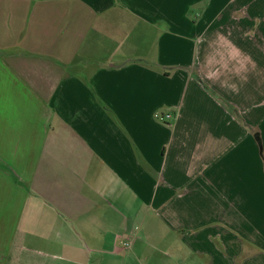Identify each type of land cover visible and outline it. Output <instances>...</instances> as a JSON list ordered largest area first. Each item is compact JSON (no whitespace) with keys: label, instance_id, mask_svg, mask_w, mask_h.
<instances>
[{"label":"crops","instance_id":"crops-1","mask_svg":"<svg viewBox=\"0 0 264 264\" xmlns=\"http://www.w3.org/2000/svg\"><path fill=\"white\" fill-rule=\"evenodd\" d=\"M0 264H264V0H0Z\"/></svg>","mask_w":264,"mask_h":264},{"label":"trees","instance_id":"trees-1","mask_svg":"<svg viewBox=\"0 0 264 264\" xmlns=\"http://www.w3.org/2000/svg\"><path fill=\"white\" fill-rule=\"evenodd\" d=\"M204 86H206V85H204ZM207 87V86H206ZM209 90H210V92H212V94L223 104V105H225V106H227V107H229V108H232L231 106H230V104L221 96V95H219L218 93H216V92H214L211 88H209V87H207ZM233 109V108H232Z\"/></svg>","mask_w":264,"mask_h":264},{"label":"built area","instance_id":"built-area-1","mask_svg":"<svg viewBox=\"0 0 264 264\" xmlns=\"http://www.w3.org/2000/svg\"><path fill=\"white\" fill-rule=\"evenodd\" d=\"M156 117L160 120H163V121H169L170 119H172L173 115L170 113L162 114V113L158 112V113H156Z\"/></svg>","mask_w":264,"mask_h":264},{"label":"rangeland","instance_id":"rangeland-1","mask_svg":"<svg viewBox=\"0 0 264 264\" xmlns=\"http://www.w3.org/2000/svg\"><path fill=\"white\" fill-rule=\"evenodd\" d=\"M140 42L142 43V41H140ZM141 43H140V44H141ZM141 47L143 48V45H141Z\"/></svg>","mask_w":264,"mask_h":264}]
</instances>
